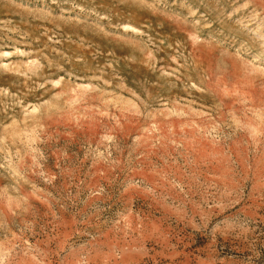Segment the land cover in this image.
<instances>
[{
  "label": "rangeland",
  "instance_id": "rangeland-1",
  "mask_svg": "<svg viewBox=\"0 0 264 264\" xmlns=\"http://www.w3.org/2000/svg\"><path fill=\"white\" fill-rule=\"evenodd\" d=\"M0 264H264V0H0Z\"/></svg>",
  "mask_w": 264,
  "mask_h": 264
}]
</instances>
